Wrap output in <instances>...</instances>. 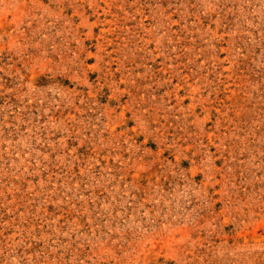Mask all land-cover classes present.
<instances>
[{
	"label": "rangeland",
	"instance_id": "374dc122",
	"mask_svg": "<svg viewBox=\"0 0 264 264\" xmlns=\"http://www.w3.org/2000/svg\"><path fill=\"white\" fill-rule=\"evenodd\" d=\"M0 264H264V0H0Z\"/></svg>",
	"mask_w": 264,
	"mask_h": 264
}]
</instances>
